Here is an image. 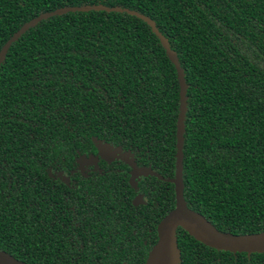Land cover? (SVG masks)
Returning <instances> with one entry per match:
<instances>
[{
    "label": "trees",
    "instance_id": "trees-1",
    "mask_svg": "<svg viewBox=\"0 0 264 264\" xmlns=\"http://www.w3.org/2000/svg\"><path fill=\"white\" fill-rule=\"evenodd\" d=\"M95 5L140 14L175 53L186 98V208L221 233L264 232V0H0V49L41 14ZM178 90L156 36L126 13L49 17L11 43L0 64V250L25 264H116L84 260L68 240L62 254L76 258L57 260L60 188L44 167L59 155L68 164L76 151H94L92 140L131 153L162 179L138 184L145 204L131 211L116 210L130 207L121 172L106 174L118 177L107 192L102 178L87 190L93 206L110 209L93 217L98 232H109L103 240L123 250L147 233L151 250L157 224L174 207L173 185L164 180L174 174ZM126 212L134 220L125 222ZM175 240L177 264H264V253L216 251L180 228Z\"/></svg>",
    "mask_w": 264,
    "mask_h": 264
},
{
    "label": "flooded vegetation",
    "instance_id": "flooded-vegetation-1",
    "mask_svg": "<svg viewBox=\"0 0 264 264\" xmlns=\"http://www.w3.org/2000/svg\"><path fill=\"white\" fill-rule=\"evenodd\" d=\"M92 142L94 151L81 154L76 151L68 164L63 163L59 155L58 162L43 165L48 179L58 184L60 188L58 191V205L54 206V210H57L58 224L57 260L68 259L70 263H73L76 258V255L72 256L69 250H65L64 255L62 254L64 242L68 240L73 245L79 246L83 253L82 258L87 261H102L103 263L111 261L116 264L139 261L142 257H147L150 251V236L144 233L142 235L143 240L130 242L127 239L125 245L118 246L124 248L123 250H115L116 246L109 245L107 240H103L104 236L110 238L109 232L105 231L102 234L98 232L93 218L104 216L110 209L93 206L95 198L88 195L87 190L98 185L97 180L99 178L105 179L108 172H121V180H126V185L131 192L130 207L127 209L118 207L116 210H137L138 207L145 204V198L138 184L149 175L143 176L136 171L144 167H138L135 164L131 153L99 140H92ZM83 161L87 162L83 163ZM117 178V176H107V179L102 180L99 185L103 186V189L107 192L114 186ZM130 219L134 220L132 213L126 212L125 222ZM124 226L126 227V225ZM67 229L73 230L70 235L71 240L67 239ZM65 230L66 233H63ZM133 234L134 231L131 232V235ZM115 235L122 236L123 234L117 232ZM83 247H85V250L82 249ZM77 258L79 260L81 255L78 254Z\"/></svg>",
    "mask_w": 264,
    "mask_h": 264
},
{
    "label": "water",
    "instance_id": "water-1",
    "mask_svg": "<svg viewBox=\"0 0 264 264\" xmlns=\"http://www.w3.org/2000/svg\"><path fill=\"white\" fill-rule=\"evenodd\" d=\"M88 11H104V12H120L136 17L142 20L150 31L156 36L169 62L173 65L176 72L178 82V113L175 123V162L174 174L171 179L164 180L173 185L174 207L167 213L156 226V243L149 251L145 264H177V249L175 240V231L177 228L183 230L187 235L193 238L198 243L205 247L216 251L229 252L231 254L244 253L260 254L264 253V232L253 235H231L221 233L214 229L202 216L186 208L182 198V134H183V117L185 113V85L183 82L182 71L178 66L175 53L168 47L166 40L157 32L153 23L144 18L140 14L121 9L118 7L107 8L100 5L95 6H80L67 7L56 9L52 12L41 14L27 23L23 24L1 47L0 49V64L4 59V55L11 43L16 41L27 29L36 25L39 21L49 17L60 16L69 12H88ZM103 148V146H102ZM143 176H155L162 180L159 176L153 173L149 168L136 170ZM137 174V173H136ZM0 264H24L4 251L0 250Z\"/></svg>",
    "mask_w": 264,
    "mask_h": 264
},
{
    "label": "rangeland",
    "instance_id": "rangeland-1",
    "mask_svg": "<svg viewBox=\"0 0 264 264\" xmlns=\"http://www.w3.org/2000/svg\"><path fill=\"white\" fill-rule=\"evenodd\" d=\"M84 162L86 163L87 161H83V163H84Z\"/></svg>",
    "mask_w": 264,
    "mask_h": 264
}]
</instances>
